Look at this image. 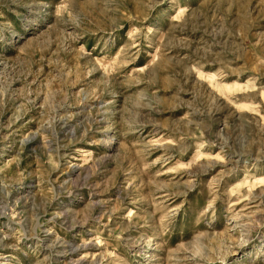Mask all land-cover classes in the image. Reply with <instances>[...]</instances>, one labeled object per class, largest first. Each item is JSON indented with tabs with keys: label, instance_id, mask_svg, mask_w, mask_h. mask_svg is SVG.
Returning a JSON list of instances; mask_svg holds the SVG:
<instances>
[{
	"label": "rangeland",
	"instance_id": "rangeland-1",
	"mask_svg": "<svg viewBox=\"0 0 264 264\" xmlns=\"http://www.w3.org/2000/svg\"><path fill=\"white\" fill-rule=\"evenodd\" d=\"M0 264H264V0H0Z\"/></svg>",
	"mask_w": 264,
	"mask_h": 264
}]
</instances>
